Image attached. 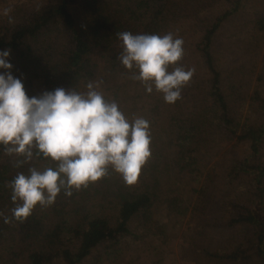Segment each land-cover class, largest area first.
Returning a JSON list of instances; mask_svg holds the SVG:
<instances>
[{
    "label": "trees",
    "instance_id": "1",
    "mask_svg": "<svg viewBox=\"0 0 264 264\" xmlns=\"http://www.w3.org/2000/svg\"><path fill=\"white\" fill-rule=\"evenodd\" d=\"M195 1L54 0L23 6L15 10L12 22L0 23V50L10 49L24 75L25 90L85 91L88 82H99L105 98L115 101L129 120L167 113L162 133L154 137L150 130L151 157L135 184H126L109 169L107 176L74 189L71 196L61 191L52 205H37L23 222L12 218L9 182L17 173L27 174L29 167L55 163L34 156L17 167L23 158L6 155L0 145V213L10 220L5 223L0 217L2 264H81L90 257V264H115L129 241L144 238L132 223L147 226L151 240L160 236L155 219L159 208L176 223L190 214L208 216L195 231L215 234L218 241L197 250L196 264H264V86L253 90L242 119L246 94L234 84L225 85L227 76L213 47L221 25L242 0H224L225 8L200 24L192 22L193 13L185 7ZM201 1L206 0H198V7ZM122 31L171 32L183 39L184 55L178 63L194 74L181 99L168 104L161 93L149 94L132 79L118 59L122 42L116 34ZM236 133L248 152L231 159L222 154L211 163L219 145L234 140ZM204 135L213 136L217 145L207 146ZM222 164L217 185L223 196L213 209L209 190Z\"/></svg>",
    "mask_w": 264,
    "mask_h": 264
},
{
    "label": "clouds",
    "instance_id": "2",
    "mask_svg": "<svg viewBox=\"0 0 264 264\" xmlns=\"http://www.w3.org/2000/svg\"><path fill=\"white\" fill-rule=\"evenodd\" d=\"M9 9L4 10L8 16ZM9 22H12L9 16ZM120 64L140 81L149 94L161 93L168 104L181 93L194 69L178 62L184 55L182 38L167 34L118 32ZM10 49L0 50V145L6 155H16L21 167L34 156L49 158L54 167H29L9 182L15 207L12 218L23 222L39 205H52L63 191L87 187L108 175L109 169L135 184L151 157L150 123L143 117L129 120L115 101H108L99 82L85 91L58 87L39 96L26 94L21 78L13 75ZM4 222H10L3 216Z\"/></svg>",
    "mask_w": 264,
    "mask_h": 264
},
{
    "label": "rangeland",
    "instance_id": "3",
    "mask_svg": "<svg viewBox=\"0 0 264 264\" xmlns=\"http://www.w3.org/2000/svg\"><path fill=\"white\" fill-rule=\"evenodd\" d=\"M54 0H0V23L5 22L14 15L15 10L27 6L31 7L38 3L51 2ZM109 1V0H102ZM198 0L186 3L185 7H190L194 23H201L203 19L212 18L220 9L225 8L224 0H206L201 1L202 7H198ZM9 9L8 16L4 15V10ZM194 11V12H193ZM264 24V0H242L237 10L231 15L222 25L213 40V47L219 66L226 77L225 85L234 84L242 93L246 94L245 102L242 107V119L244 118L247 109L249 98L256 87L264 86V29L259 27ZM13 68L11 69L14 76L24 79L21 73V68L18 63L13 60L12 55L9 57ZM25 83V82H23ZM264 88V87H263ZM37 89V88H36ZM36 89L26 90V94L31 96H39L42 91ZM152 118H146L150 123V130L154 132V137L166 128V115L164 112ZM131 115V112H130ZM160 131V132H159ZM205 136V137H204ZM203 139L207 146L215 147V140L207 135ZM239 134L236 133L234 140L223 142L219 145L218 156L211 162L213 163L220 155L225 154L226 159L232 157H241L248 152L247 144L244 141L236 140ZM159 136L156 138L158 139ZM162 138V137H161ZM162 142V140L160 141ZM218 167L216 174L218 177L212 182L213 190H209V201L212 208L215 209L217 201H220L223 196L217 182L219 181L224 166ZM209 166L205 169H207ZM179 179V178H178ZM185 180L186 178H181ZM183 180L180 184L183 183ZM211 189V187H210ZM187 198L185 197V200ZM195 198L189 202L191 207ZM208 216H196L195 214L187 215L180 223H176L173 219L165 214L156 213L155 219L161 226L160 236L151 240L152 231H148L147 226L141 222L132 223L131 227L136 232L141 233L144 238L133 239L129 241L128 248L124 253L114 261L115 264H196L197 250L201 247H213L218 241V236L211 233L198 234L195 231L197 223L205 221ZM146 235V236H145ZM91 257L81 264H90ZM0 264L1 261H0Z\"/></svg>",
    "mask_w": 264,
    "mask_h": 264
}]
</instances>
